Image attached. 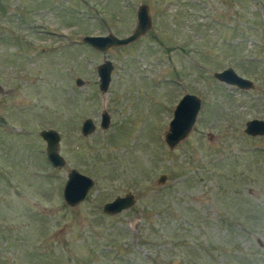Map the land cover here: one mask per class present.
Segmentation results:
<instances>
[{
	"label": "rangeland",
	"instance_id": "rangeland-1",
	"mask_svg": "<svg viewBox=\"0 0 264 264\" xmlns=\"http://www.w3.org/2000/svg\"><path fill=\"white\" fill-rule=\"evenodd\" d=\"M142 3L151 26L135 41L106 52L82 41L129 35ZM229 66L253 87L214 77ZM0 86V264H264V135L244 131L264 118V0H0ZM185 92L201 106L170 148ZM71 168L94 179L74 206L62 197ZM127 193L133 205L103 212Z\"/></svg>",
	"mask_w": 264,
	"mask_h": 264
},
{
	"label": "water",
	"instance_id": "water-1",
	"mask_svg": "<svg viewBox=\"0 0 264 264\" xmlns=\"http://www.w3.org/2000/svg\"><path fill=\"white\" fill-rule=\"evenodd\" d=\"M137 23L134 30L126 36L119 37L113 33L82 36V41L92 48L106 52L111 47L126 45L135 41L139 36L144 34L151 26V17L148 5L142 3L136 11ZM113 64L110 60L104 59L97 65L96 71L99 77V88L105 92L111 81V72ZM219 81L229 85H234L240 89H250L253 87V82L244 76L239 75L233 67L229 66L220 71L213 73ZM76 84L83 83L80 77L76 78ZM0 86V90H1ZM201 106V98L194 93L185 92L176 103L173 116L169 121L168 129L164 133V141L172 148L179 143L191 130L198 111ZM110 123V115L106 110L101 113L100 126L106 128ZM95 124L90 117L82 121L80 131L82 135L87 136L95 130ZM245 133L251 136L264 135V118L249 119L245 123ZM40 136L45 140V153L47 160L54 169H60L65 164V159L59 151L60 134L55 128L42 129L39 132ZM165 175H160L158 182L163 183ZM94 185V179L87 174L80 172L76 168H71L62 188V197L67 205L74 206L82 202L90 189ZM135 202L133 193L125 195H117L113 199L103 204L102 210L106 214H117L124 209L129 208Z\"/></svg>",
	"mask_w": 264,
	"mask_h": 264
}]
</instances>
